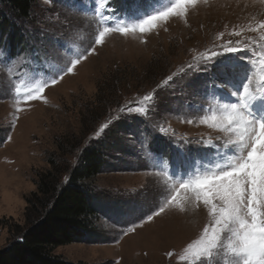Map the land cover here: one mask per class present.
Here are the masks:
<instances>
[{"label":"rangeland","instance_id":"rangeland-1","mask_svg":"<svg viewBox=\"0 0 264 264\" xmlns=\"http://www.w3.org/2000/svg\"><path fill=\"white\" fill-rule=\"evenodd\" d=\"M112 1L113 12L109 0H37L24 20L12 16L0 2L3 20L13 26L5 36L0 26V60L8 51L31 53L25 59L0 63V249L8 244L13 225L23 226L26 199L36 191L37 175L49 170L48 158L61 155L59 145L71 154L66 157L69 163L75 164L81 148L97 143L106 148L102 171L90 188L98 213L94 232L53 254L72 264H185L179 255L205 222L204 211L173 209L143 227H137L139 220L133 222V213L145 196L161 188L170 192L173 178L208 163L217 149L195 142L201 134L207 138L216 133L199 124V117L226 100L219 90H197L195 85L205 76L192 72L158 89L153 111L147 115L121 109L133 99L140 106L139 99L170 71L179 72L192 55L219 43L220 32L264 18V4L200 0L186 18H172L143 37L138 32L127 37L112 33L74 75L47 88L44 100L21 104L25 111L17 119L15 84L48 78L50 65L64 67L85 52L103 26L135 23L169 3ZM141 38L146 42L141 43ZM110 121L115 123L96 136ZM78 142L77 149L73 146ZM213 144L223 146L217 140ZM129 227L135 231L125 235ZM169 251L174 253L171 258Z\"/></svg>","mask_w":264,"mask_h":264},{"label":"snow or ice","instance_id":"snow-or-ice-1","mask_svg":"<svg viewBox=\"0 0 264 264\" xmlns=\"http://www.w3.org/2000/svg\"><path fill=\"white\" fill-rule=\"evenodd\" d=\"M199 2L169 0L167 6L135 23L103 26L94 34V40L85 52L76 54L64 67L50 65L48 78L35 79L34 74V83L30 80L15 84L17 119L18 114L25 111L21 104L44 100L45 90L59 84L65 76L74 75L77 66L96 55L98 46L104 45L110 34L127 37L138 32L143 37L172 18H186L188 10ZM260 3L264 4V0ZM216 40L219 43L192 55L179 72L172 70L163 77L155 88L139 99L140 106L133 99L121 109L127 114L147 115L153 111L158 89L168 87L192 72H203L205 76L195 85L197 90H219L220 98L226 100L199 117V124L216 135L205 138L201 134V139L195 143L216 148V153L197 171L173 178L170 192L161 188L145 196L144 203L133 213V222L139 220L137 227H143L173 209L180 212L202 210L205 222L194 238L183 246L179 255L181 262L221 264L223 260L224 264H264V18L236 25L232 31L220 32ZM145 42L141 38V43ZM0 55H3L2 51ZM29 55L31 53L24 49L15 54L8 51L0 63L25 59ZM8 95H11V87ZM114 123L102 124L96 136ZM187 123L192 124L193 120L189 119ZM160 130L164 131L163 128ZM213 140L221 141L223 146L213 144ZM162 197L166 199L160 203ZM133 231L135 229L129 227L125 235ZM173 255L172 251L167 253L169 258Z\"/></svg>","mask_w":264,"mask_h":264},{"label":"trees","instance_id":"trees-1","mask_svg":"<svg viewBox=\"0 0 264 264\" xmlns=\"http://www.w3.org/2000/svg\"><path fill=\"white\" fill-rule=\"evenodd\" d=\"M36 1L0 0L12 16L21 20L28 18ZM0 26L6 31L4 36L13 27L3 20L1 12ZM80 146L78 142L73 147ZM105 148L89 144L77 151L76 163L71 164L66 159L71 154L59 145L61 155L48 158L49 170L37 175L36 191L26 199L23 226L13 225L9 230L8 244L0 249V264H72L53 252L94 232L98 213L90 188L102 171Z\"/></svg>","mask_w":264,"mask_h":264}]
</instances>
